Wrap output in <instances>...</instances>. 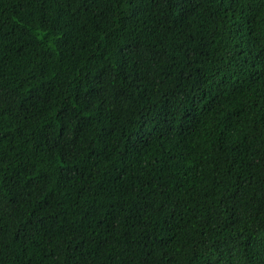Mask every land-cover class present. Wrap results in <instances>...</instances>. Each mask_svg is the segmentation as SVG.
<instances>
[{"label":"trees","instance_id":"obj_1","mask_svg":"<svg viewBox=\"0 0 264 264\" xmlns=\"http://www.w3.org/2000/svg\"><path fill=\"white\" fill-rule=\"evenodd\" d=\"M0 264H264V0H0Z\"/></svg>","mask_w":264,"mask_h":264}]
</instances>
